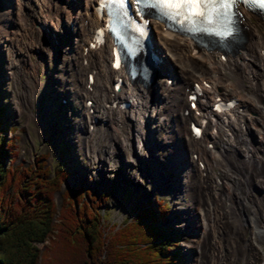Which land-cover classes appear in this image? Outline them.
Here are the masks:
<instances>
[{
  "label": "bare ground",
  "instance_id": "1",
  "mask_svg": "<svg viewBox=\"0 0 264 264\" xmlns=\"http://www.w3.org/2000/svg\"><path fill=\"white\" fill-rule=\"evenodd\" d=\"M3 1L6 3H0V41L9 54L18 49L16 44L23 37L29 48L39 45L50 53L55 38L64 35L70 39V48L62 60L69 75L75 77L77 87L70 96L81 102V113L74 123L78 129L86 127L82 133V146L91 150L92 157L112 153L116 144L123 150H136L137 155L143 154L150 141L161 147L166 144L165 149L168 151L165 155H168L170 167L179 175H183L182 168L186 172L182 176L183 187L180 188L184 195L189 196V200L179 208L184 229L193 231L200 227V212L194 202L195 192L197 185L203 189L202 182L206 192L212 194L217 191L215 168H223L224 179L228 178L235 184L244 180L246 188H264V168L258 167V154L264 155V118L260 116L261 110H264V87L258 80L264 74V34L259 32V27L264 28V21L244 13L241 21L247 23L252 17L255 26L249 27L247 38L232 48L235 52L238 49L235 57L222 60L219 50L215 48L193 52L191 39L164 29L162 23L153 20L151 31L155 49L161 58L159 69L149 84L141 85L137 79L129 81L124 78L119 90L114 92L112 80L123 75L110 69L108 44L98 50L87 49L85 52V46L92 40L95 29L101 25L95 12L97 0ZM46 29L53 37L52 42L43 41ZM93 68H96L94 82L88 88L86 75ZM226 70H229V76ZM201 80L207 85L202 88L195 109H191L187 95L193 83ZM154 87L158 89L157 93L152 92ZM218 96L225 100L236 97L240 101L239 106L245 107L242 111L234 109L230 112L228 126L223 123L221 114L209 110ZM116 98L125 100L128 106L124 109L110 107ZM202 116L208 118L206 128L199 138H195L189 122ZM149 124L153 125L151 129ZM161 126L166 127L164 136L157 141L151 139V131ZM213 127L223 132L224 139L221 138V142L233 149L231 154L237 159L234 172L230 171L226 165L229 162L219 151L207 147L209 142L215 143L218 139V132H214ZM247 133L253 139L248 138ZM137 155H134L135 158ZM248 155L252 157L248 158ZM201 175L204 179H201ZM226 185L229 186L225 181L221 190Z\"/></svg>",
  "mask_w": 264,
  "mask_h": 264
},
{
  "label": "rangeland",
  "instance_id": "2",
  "mask_svg": "<svg viewBox=\"0 0 264 264\" xmlns=\"http://www.w3.org/2000/svg\"><path fill=\"white\" fill-rule=\"evenodd\" d=\"M0 3L6 2L2 0ZM248 23L251 28L254 27V18L250 17ZM259 32L264 34V28L259 27ZM43 38L46 42L53 41L48 29L44 30ZM26 43V39L21 38L16 44L18 49L9 54L0 41V106L7 127L1 137L5 141L16 138L14 165L35 169L37 164L44 163L52 170L65 168L70 175L62 190L68 189L73 194L77 187L82 186L97 197L104 194L105 199L99 203L103 223L116 228L124 221L131 220L143 203L159 199L169 207V212L166 220L156 225L169 236H179V257L183 264H264L263 187L259 190L248 189L244 180L235 184L228 178L224 179L223 168H215L218 187L215 194L206 192L203 182V189L197 185L195 192L194 202L200 212V227L193 231L184 229L179 208L189 200V196L184 195L180 188L183 187L182 176L186 172L182 168L183 175H179L170 167L168 155H165L168 151L166 144L161 147L150 141L141 155H137L133 149L123 150L116 144L112 153L92 157L91 150L82 146V133L86 127L78 129L74 123L81 113V102L70 96L77 87L75 77L69 75L62 60L70 48V39L64 35L55 38L51 53L39 45L29 48ZM229 74V70L226 71V75ZM262 77L264 74L257 79L264 87ZM33 91H36L35 95ZM157 91L156 87L152 89L154 93ZM237 101L239 104L240 101ZM260 116L264 118V110H261ZM240 124L245 127L242 122ZM149 126L150 129L153 127L151 124ZM13 128L16 130L13 131ZM165 129V126H161L158 130H152L150 138L160 140ZM247 135L253 139L250 133ZM221 138L224 139L223 132L218 131V139L213 142L212 148L225 157L229 162L226 165L234 172L237 159L232 155L233 149L221 142ZM251 157L248 155V158ZM258 157L260 164L257 166L262 169L264 155L259 153ZM201 179H204L202 175ZM225 181L229 186L221 190ZM186 191L188 194V187ZM61 194V191L56 194L58 205L62 202ZM47 244L48 241H45L36 246L44 250ZM188 245L190 247L187 249Z\"/></svg>",
  "mask_w": 264,
  "mask_h": 264
},
{
  "label": "trees",
  "instance_id": "3",
  "mask_svg": "<svg viewBox=\"0 0 264 264\" xmlns=\"http://www.w3.org/2000/svg\"><path fill=\"white\" fill-rule=\"evenodd\" d=\"M6 129L0 106V264H183L179 236L156 225L167 218L164 202L154 198L131 220L108 226L99 211L104 194L62 190L65 168L14 165L16 138L5 141ZM45 241L44 250L36 246Z\"/></svg>",
  "mask_w": 264,
  "mask_h": 264
},
{
  "label": "snow or ice",
  "instance_id": "4",
  "mask_svg": "<svg viewBox=\"0 0 264 264\" xmlns=\"http://www.w3.org/2000/svg\"><path fill=\"white\" fill-rule=\"evenodd\" d=\"M117 2L123 4L124 0H117ZM146 2L161 10L168 9L165 14L170 19L183 17V20H191L193 16L208 17L211 13L228 18V10L236 3V0H146ZM259 2L264 6V0H259ZM228 23H231L230 19Z\"/></svg>",
  "mask_w": 264,
  "mask_h": 264
}]
</instances>
